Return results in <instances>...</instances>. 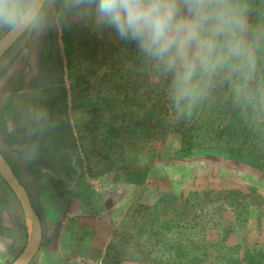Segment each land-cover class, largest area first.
Instances as JSON below:
<instances>
[{"label": "rangeland", "instance_id": "obj_1", "mask_svg": "<svg viewBox=\"0 0 264 264\" xmlns=\"http://www.w3.org/2000/svg\"><path fill=\"white\" fill-rule=\"evenodd\" d=\"M78 1L75 6L78 9H67L66 18L70 23L81 33L84 28L102 25L87 7H83L86 0ZM56 2L48 0L42 26L29 28L0 60V152L27 189L45 238L43 249L40 248L31 264H158L154 253L149 255L140 244L134 210L140 206L152 207L162 196L168 200L169 196H175L183 218L196 224L197 234L209 243L221 241L235 258L242 259L247 253H264V173L215 155L185 157L175 154L180 148L177 134L168 132L164 141L156 139L155 131L138 139L136 132L128 135V139L122 138L126 153L115 159L126 165L125 170L108 168L106 147L99 148L104 139L101 132L96 131L99 136L94 139L90 138L91 132L80 133V141L86 148V158L81 154L77 164L84 172L80 180L76 179L70 186L59 184L57 189L52 187L59 182L54 170L44 164V168L36 172L39 158L35 148L44 137H36L34 141L31 137V104L39 102L43 96L50 97L59 80L57 66L62 43L57 9H62L63 5ZM233 3L242 20L238 30L241 49L230 54L221 50L220 63L213 71L202 75L208 74V87L201 91L208 103L215 102L225 91L234 106L251 99L254 101L253 114H264V0H233ZM96 29H91L89 38L106 31L108 42L116 47L126 43L113 28ZM6 32L0 29V38ZM76 42L79 43L74 63L78 65L80 61L81 65L75 73L87 78L81 85L86 92H91L109 70L110 61L103 63L102 58L110 54L103 55L99 51V63H82L89 55L91 41L84 43L77 38ZM119 52L124 49L120 48ZM79 54H82L80 58ZM119 60L124 62V57L118 56L116 61ZM89 68L92 71H88ZM65 84L69 89L71 80L67 79ZM51 86L54 88L50 89ZM138 95L143 101L147 100L146 90ZM49 103L45 105L48 112ZM151 103L148 101V105ZM166 112L167 118H171L174 109ZM70 115L80 121L88 118L87 110L82 107L71 109ZM151 115L146 128L153 124L157 110ZM86 159H89L88 171L84 168ZM62 167L59 165V170ZM65 190L69 193L71 190L73 195L66 196ZM18 204L0 177V215L3 211H14ZM67 209L68 232L63 241L76 250L64 254L65 259L63 255H54V251L55 233ZM23 222L21 230L8 233L16 239L18 249L0 251V264H11L21 253L33 224L24 215ZM261 260L264 264V257ZM203 264H224V261L211 248Z\"/></svg>", "mask_w": 264, "mask_h": 264}, {"label": "trees", "instance_id": "obj_2", "mask_svg": "<svg viewBox=\"0 0 264 264\" xmlns=\"http://www.w3.org/2000/svg\"><path fill=\"white\" fill-rule=\"evenodd\" d=\"M76 1L56 2L63 5L62 9H57L62 43L58 56V72L71 80L68 91L73 108L86 109L88 118L83 121L74 119L76 138L72 134V138L61 140V129L66 135L69 120L67 116L60 118L55 115L49 117L48 121L40 119L46 124L39 123L31 136L33 141L36 137H44V141L39 142L35 148L39 158L36 172L39 173L44 164L54 170L53 174L59 182L52 187L57 188V185L59 187V184L64 186L67 183L70 186L76 179L82 178L84 172L78 165L82 155L86 158V148L81 143L79 134L91 132L90 138L94 139L99 136L96 131L103 135L104 139L101 140L99 148L103 150L106 147L109 169L126 170V165L115 159L116 156L120 157L126 153V148L121 143L122 138L128 139V135L132 136V133L136 132L138 139L155 131L156 139L160 141H164L168 132L180 137V148L175 154L185 157L215 155L240 162L264 173V114H253V100L245 99L234 106L232 99L228 98L229 93L226 96L228 91H225L215 102L208 103V98L203 97L201 91L208 87L206 74L200 78V94L191 107L183 101L177 106L170 94L172 72L145 55L136 42L131 43V39H125L126 43L118 48L108 42L106 31L100 36L92 34V38H89L91 29L105 27L103 23L100 26L84 28L83 33L79 32L66 18L67 9L70 7L73 10L78 9L75 8ZM83 7L86 8V4ZM77 38L83 39L84 43L91 41L89 55L84 57L82 63H99L101 61L97 60L99 51L103 52V55L110 54L102 58L103 63L105 60L110 61L109 70L104 72L96 90L93 87L94 91L91 92H86V88L81 85L87 78L75 73V69L79 70L81 65L80 61L78 65L74 63L76 45L79 43L76 42ZM120 48L124 49V52L120 53ZM81 56L82 54H79L78 58ZM118 56L124 57V62L122 60L117 62ZM89 69L88 71H92ZM142 90L147 91L146 101H143L141 95L137 96ZM148 101L154 102L148 105ZM171 108L174 109V114L167 118L169 114L166 111ZM156 110L157 115L154 116L153 124L146 128L152 112ZM139 115L140 119H137ZM86 161L84 168L88 171L89 159ZM59 165L63 166L62 170H59ZM61 191L63 193V190ZM67 191L69 190H65L66 196L73 195L71 190L70 193ZM169 198L170 200L162 196L152 207L140 206L134 210L137 221L136 233L141 237L140 244L149 255L154 253V260L158 264H203L206 252L211 248H214L224 264L262 263L264 253L256 255L247 253L242 259L235 258L229 254L221 241L212 243L205 241L197 234L196 224L183 218L179 205L175 203L176 197Z\"/></svg>", "mask_w": 264, "mask_h": 264}, {"label": "clouds", "instance_id": "obj_3", "mask_svg": "<svg viewBox=\"0 0 264 264\" xmlns=\"http://www.w3.org/2000/svg\"><path fill=\"white\" fill-rule=\"evenodd\" d=\"M91 14L172 72L170 94L189 107L200 78L225 54L241 49L242 20L233 0H86ZM44 0H0V29L18 33L42 26Z\"/></svg>", "mask_w": 264, "mask_h": 264}, {"label": "crops", "instance_id": "obj_4", "mask_svg": "<svg viewBox=\"0 0 264 264\" xmlns=\"http://www.w3.org/2000/svg\"><path fill=\"white\" fill-rule=\"evenodd\" d=\"M58 68V66H57ZM58 79L55 82V92H54V86H51L50 89H53L52 94L49 96H43V98L39 102H34L31 104V131L36 129V126L41 123V124H46V122H42L43 120L47 121L49 120V117L55 115L56 117L64 118L67 116L69 120L68 128L66 135L64 133V130L61 129V140L63 141L64 138H72V134L75 136V128H74V118L71 117L70 115V110L74 109L73 104H72V98L69 95V91L66 87V77L62 75L60 72L57 74ZM48 101L50 102L49 104L51 105V109L48 112L47 111V106ZM40 119L42 121H40ZM40 121V122H39ZM28 129V128H25ZM76 138V136H75ZM7 160V159H6ZM69 214V209L67 211H63L62 218H61V224L59 226L58 231L55 233V239H56V249L54 251V255L61 256L62 258L65 257L70 251H75V248H71L69 244H65L64 237L65 234L68 232V227L66 223L67 216ZM23 211L18 204L17 208H15L14 211L7 210L3 211L2 214L0 215V230L3 232H0V251H7L10 248H15L18 249L17 245H15V240L14 238L9 236V232L12 230H21L23 227ZM29 236H26V242L25 245L27 244ZM45 238L43 237V242L41 249H43V243H44ZM24 245V247H25ZM23 247V249H24ZM21 248V247H20ZM22 249V250H23ZM21 250V249H20ZM21 250V251H22ZM40 253V252H39ZM66 254V255H64Z\"/></svg>", "mask_w": 264, "mask_h": 264}, {"label": "water", "instance_id": "obj_5", "mask_svg": "<svg viewBox=\"0 0 264 264\" xmlns=\"http://www.w3.org/2000/svg\"><path fill=\"white\" fill-rule=\"evenodd\" d=\"M48 0H44V7ZM28 29L13 33L7 31L0 38V60L13 47V45L27 32ZM0 177L9 186L17 198L24 216L32 221V229L27 244L21 253L11 264H31L40 251L43 242V228L38 214L36 213L30 195L24 185L20 182L13 168L0 152Z\"/></svg>", "mask_w": 264, "mask_h": 264}]
</instances>
